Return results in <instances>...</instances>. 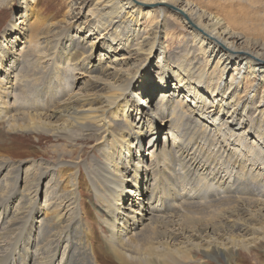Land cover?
<instances>
[{
  "label": "bare ground",
  "instance_id": "1",
  "mask_svg": "<svg viewBox=\"0 0 264 264\" xmlns=\"http://www.w3.org/2000/svg\"><path fill=\"white\" fill-rule=\"evenodd\" d=\"M64 2L65 13L48 14L45 9L41 16L34 12L38 0H27L0 34V123L11 134L45 135L72 146V193L65 202L72 205V217L56 209L46 217L41 210L54 201L47 197L38 209L46 173L40 175L33 197L19 189L25 162L15 168L6 192L3 182L12 160L10 150L0 152V205L11 194L22 196L0 227V240L12 248L0 252V264H56L59 254L54 259L40 255L37 248L43 240L30 232L66 225L72 228V241L66 240L72 261L58 264H204L200 256L220 264L247 262L242 254L251 256L252 249L264 243V162L246 159L243 164L220 134L210 129V136L204 133L209 122L218 119L232 140L237 116L252 112L259 122L253 143L264 146V40L237 32L226 16L213 10L215 1L205 2L207 6L195 0ZM13 3L0 0V13ZM178 37L181 44L169 52L162 40L174 45ZM97 51L99 60L92 64ZM76 72L88 75L78 92ZM56 80L65 83L58 94ZM250 92L255 95L250 97ZM147 112L157 120L136 121L137 114L144 117ZM198 114L209 117L208 124L195 118ZM162 126L176 137L168 148L164 144L157 155L151 153L149 166L139 154L142 136L157 134ZM181 142H188L186 150L197 161L184 156ZM85 147L96 151L89 163L83 160ZM186 159L192 163L185 167ZM176 164V172L183 175L186 169L197 177L207 168L216 172L215 177H204L208 192L199 200L192 199L195 189L183 197H162L166 183L171 188L176 184L168 179ZM142 186L150 188L149 196ZM84 194L99 206L84 202ZM23 208L30 209L27 217ZM93 212L109 232L104 242L99 238L100 247L89 238ZM165 213L170 216L161 217ZM263 255L258 257L261 264Z\"/></svg>",
  "mask_w": 264,
  "mask_h": 264
},
{
  "label": "rangeland",
  "instance_id": "2",
  "mask_svg": "<svg viewBox=\"0 0 264 264\" xmlns=\"http://www.w3.org/2000/svg\"><path fill=\"white\" fill-rule=\"evenodd\" d=\"M26 1L27 0H14V3L12 5V9H10V10L3 9V7H2V10L0 13V34L6 28H8L11 21H13L15 19V16L17 15V12H18L20 6L25 7V5H23V4L21 5V3H24ZM195 1L198 3H202L206 6L209 4L205 3V2L215 1V4H214L215 8L213 10L215 12L217 11L222 16H226L228 23L232 27H234L237 32H241V33L248 35L250 37H253L254 39H257V40H264V0H195ZM67 3L68 2H64V0H38V5L36 8H34L35 9L34 12L40 13L41 16H44L43 12L45 9L48 10V12H47L48 14H54V13L58 12L59 10L61 11V13H65L66 8L68 6V5H66ZM63 6H65V7H63ZM212 7H213V5H212ZM217 8H220V9H217ZM45 17H48V16H45ZM84 17H82L81 20H83ZM233 17H235V18H233ZM74 18H75V16H74ZM29 19H32V18L29 17ZM147 21L148 20L146 19V21L144 22L145 27H148L149 23ZM180 31H181L180 28H178L176 30V32H180ZM117 32L121 34V31L119 29L117 30ZM162 41L165 43L166 46L167 45L169 46L168 47L169 52H173L182 42V40L180 41L179 37L176 40V42L174 43V45L171 44L170 39L168 40L167 38L166 39L164 38ZM100 53L101 52L97 51L96 53L93 54V59L91 60L92 64H97V61L99 60V54ZM157 61H158V59H157ZM75 74L77 75V81H76V84L74 86V92H78L82 88V82H85V80H87L88 75L84 74L83 72H80V73L76 72ZM61 78L64 79L65 77L61 75ZM64 85H65V83L63 80L62 81L56 80V87H57V89H55V92L57 91L56 94L60 93V91L63 89ZM242 85L240 87H242ZM142 91H143V89H142ZM250 93H252V94H250V97H253L255 95L254 92H250ZM164 107L162 109H164V111H167L166 107L165 108ZM144 108H145V106H144ZM238 111L240 113L241 109H238L237 112ZM146 115L147 116L143 117V115L137 114L135 119H137L136 120L137 122L141 121L142 119L143 120L146 119V120H148V123H150L154 118L150 119V117L152 116V114L150 112H147ZM252 115H253V113L250 112L247 115L244 114L241 117L237 116V124L238 125H236L234 128V134H236V135L233 137L232 140L229 139L230 137L228 136L230 130L228 131L225 128L221 129V127H222L221 126V120L215 119L214 121L213 120L210 121L209 117H205V118L201 119V117H202L201 114L196 115L195 118L200 119L204 123H207L205 121L209 120L210 121L209 122L210 127H208V130H205L207 132L204 131L205 132L204 134L206 136L207 135L210 136L211 135L210 130H212V132H214V134H220V138L226 143L225 147L230 148L232 152L236 153V155L239 157V160L241 161V163L247 164L248 162H244L247 159L246 161H249V163H251V164H252V162L254 164H258V160L260 161V159H263L262 161L264 162V155H263L264 154V149H263L264 146H262L261 142H258V146L253 143L256 141L255 138L253 137V135H254L253 132L258 130L259 122L255 118L256 116H253V118H252ZM154 120H157V119H154ZM242 120L244 123L242 122ZM234 125H232V126H234ZM143 127H147V126H143ZM245 131L249 132V133H245ZM156 132H157V134L146 133L145 135H143L142 136L143 140H142V143L140 145V153L139 154H140V156L145 155L146 159L148 160L147 162H148L149 166L152 165L149 163V160H150L149 157H150L151 153H154L155 155H157L158 149L160 151V149L163 147L164 144H166V146L168 148L170 146V144L172 143L173 139L176 137L175 132H172V134H171L172 136L167 135V133L169 131H168V127H165V126H162V130L160 127H158ZM244 134H245V136H244ZM246 137H247L246 140L243 139ZM187 143L181 142L179 149L183 152L184 156H189V159H191L192 162H195V161H197L198 157L196 155H194V156L191 155V152H188L186 150V144ZM197 143L198 142H195V144H197ZM247 143H249V144H247ZM245 145H248L247 148H244ZM154 148H155V150H154ZM5 150L6 151L10 150L9 155H10V160H12V161H11V168H10V172H9V178L3 182L4 190L6 192L10 191V187L13 185V181H14V177H15V171H14L15 168L17 167L19 162H25L27 164L20 174L21 186L19 187V189L24 190V188H25V194L28 197H33L34 192L36 190L35 185H36L40 175L42 173H46L47 177H46L45 181L43 182V186H42L40 192L38 193V200H37V203L39 205L38 209H40L41 206L45 205L46 197H47V201L54 199L53 203L48 202V208L49 209L48 210H41V212H43V214H45L46 217L51 218L52 217L51 210L56 209V212L59 211V213L61 212V214H64V215H66L67 218L71 219V217H72V210H71L72 205H68L65 202L69 198L70 193H72V166L68 165V164L72 163V158L69 157V154L72 153V146L67 141L60 140V139L55 140L54 138H52L50 136H45V135L34 137L33 135H25L22 133L21 134L20 133L19 134H11V133L7 132V129L5 128L4 124L0 123V152L4 153ZM218 150H219V148L218 149L216 148L214 150L215 153L214 152L213 153L215 154V156H216V152L217 153L219 152ZM95 152L96 151H94L93 148L85 147V151L83 153V156H84L83 160H85V161L87 160L86 162L89 163V159H90L91 155L95 156V154H96ZM60 155H64V157L61 158ZM215 156H214V158H215ZM176 160H177V164H178V161L180 160L179 154H177ZM192 162H188V159H186V160H184L183 165L186 167V166L191 165ZM177 164L174 168L175 171L173 170V168L170 171L171 173L174 171L173 172L174 174H171L168 177V179L170 181H172L171 178L172 179L174 178L176 184H175L174 188H171L166 183V185H165L166 194L162 195V197L163 198L165 196H167V197L168 196H170V197H176V196L183 197L186 193H192L190 191H193L195 189L194 192L192 193L193 194L192 197H194L192 199H198L199 200L201 196H203L206 192H208V187H207L208 184L205 181H203V180H205L204 177L208 178V179H210L209 177H215L216 172L214 170L212 171V168H207L206 170H201L202 172L199 171L198 172L199 175L197 177L196 173H195V175H191L192 173L194 174V172H190L191 169H189V170L186 169L185 171H183L185 174V175H183V173H181L178 170L176 172V169L178 166ZM38 165H39V167H38ZM178 169H179V166H178ZM224 171H226V170H224ZM186 174H187V177H186ZM228 174H230L229 175V177H230L231 176L230 170H228ZM256 174L260 175V174H262V172L257 170ZM175 176H178V177H175ZM239 177L241 179H243V176H239ZM196 178H199V179H196ZM200 178H202V179H200ZM192 180H195L196 182L192 181ZM231 181H232L231 178H228L227 183L231 184ZM200 182L202 184H200ZM203 182H205V183L203 184ZM194 184H196V186H198V187L194 186V188H193ZM201 185H203L204 187H202ZM180 187H182V188H180ZM187 187H188V189H187ZM128 188H129V186H127L126 190ZM145 188H146L145 186H142V192L145 195L149 196L150 188H147V189H145ZM198 188H200V189L198 190ZM172 192H174V194ZM177 193L180 195H178ZM84 195H85V201L84 202L99 206L96 203L94 197H91V196L86 195V194H84ZM21 197L22 196L19 194H11L9 196V199H7L3 203L4 205L3 204L0 205V223H1L0 227H3L2 226L3 221H7V219H5L7 212L11 211L13 209L14 205L17 203L18 199H20ZM167 197L165 199H167ZM89 200L92 202H90ZM154 204H156V202ZM8 207H10V208H8ZM38 209L34 210L33 214ZM5 211H6V213H5ZM29 211H30L29 208H23L22 209V212L26 215V217L29 215ZM135 211H136V213H138L139 212L138 208L135 209ZM68 212H70V213H68ZM94 215H96L95 212H93L91 215L92 220L90 223L94 222L93 223L94 229L91 228L92 230H91L89 238L92 239L91 242H92L94 247H98V246L100 247L102 244H100L99 238H101L102 242H104L108 238L109 232H108V228H106L102 222L96 221V219H95L96 216H94ZM167 216H170V215H167L166 213L161 215V217H167ZM40 220H41L40 217H38L37 220L34 221V225L36 222V225L38 226V222ZM71 229L67 230V225H66L64 228L54 230V231H52L53 229H51L48 232H45L44 230H39L38 232L31 231L30 233L35 238L37 237V238H40L41 240H43V243H41L40 246L38 247L39 249L37 248L38 252L41 251V252H39L40 255L44 256V254H46L44 257H48V258L52 259L53 255L55 256L57 253L59 254L58 257L56 258V264H58L60 262L65 263V261H68V262L72 261V258L70 257V255H68V250L70 251V248L68 247L69 243H67L68 240H70V239L72 241V238H71L72 237V230ZM50 232H51V234H50ZM37 234H38V236H37ZM61 235L64 236L65 238L67 237V239L63 238ZM68 235H69V238H68ZM50 236H52V237H50ZM61 237H62V239H61ZM66 240H67V242H66ZM52 242L55 243L54 244L55 246L53 245ZM70 243H72V242H70ZM65 244H67V248H66ZM58 247H60V248L57 249ZM51 248L54 249V251H56V253L54 251H52ZM7 249L12 250V248L9 246V244L6 242V240L1 239L0 240V252H3L4 250H7ZM63 250L65 252L67 251L66 252L67 254H65V252ZM263 251H264V243H260L257 245L256 248L252 249L251 256H248L247 254L243 253L242 257L244 259H246L247 262L242 260L244 262V263L242 262V264H261L260 262H258V257H262ZM50 254H51V256H50ZM54 256H53V259H54ZM200 258L205 260L204 264H217L218 263V262H215L211 259H205L203 256H200ZM71 264H72V262H71ZM218 264H220V263H218Z\"/></svg>",
  "mask_w": 264,
  "mask_h": 264
}]
</instances>
